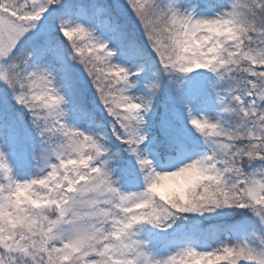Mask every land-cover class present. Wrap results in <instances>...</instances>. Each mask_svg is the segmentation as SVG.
<instances>
[{
  "label": "snow or ice",
  "instance_id": "snow-or-ice-1",
  "mask_svg": "<svg viewBox=\"0 0 264 264\" xmlns=\"http://www.w3.org/2000/svg\"><path fill=\"white\" fill-rule=\"evenodd\" d=\"M0 264H264V0H0Z\"/></svg>",
  "mask_w": 264,
  "mask_h": 264
}]
</instances>
